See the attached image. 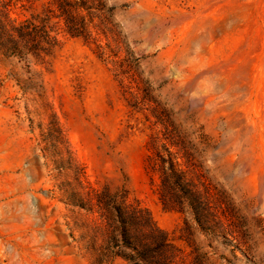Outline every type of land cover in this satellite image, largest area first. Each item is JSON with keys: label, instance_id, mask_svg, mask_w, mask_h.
I'll return each instance as SVG.
<instances>
[{"label": "rangeland", "instance_id": "rangeland-1", "mask_svg": "<svg viewBox=\"0 0 264 264\" xmlns=\"http://www.w3.org/2000/svg\"><path fill=\"white\" fill-rule=\"evenodd\" d=\"M87 1L91 39L0 0V264H100L113 205L172 264H264V0Z\"/></svg>", "mask_w": 264, "mask_h": 264}, {"label": "trees", "instance_id": "trees-1", "mask_svg": "<svg viewBox=\"0 0 264 264\" xmlns=\"http://www.w3.org/2000/svg\"><path fill=\"white\" fill-rule=\"evenodd\" d=\"M52 1L59 12L58 18L63 21L69 35L91 39L93 34L91 24L95 16L92 14L94 8L87 0ZM84 12L87 15H84ZM26 23L28 25L15 27L13 32L22 34L26 42L28 43L29 40L31 45L35 44L36 40L40 42V37L37 39V31L33 28V24L27 21ZM41 40L45 45L54 44V40H51L49 35ZM18 49L15 47L16 51ZM85 200L77 194L70 202L81 209L92 211ZM110 212L114 213L115 225L105 227L104 235L108 242H114L115 245L110 249V255H100L96 261L99 260L100 264H107L109 260L120 257L128 264H172L168 235L156 225L147 209L140 205H113Z\"/></svg>", "mask_w": 264, "mask_h": 264}]
</instances>
